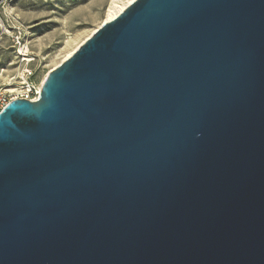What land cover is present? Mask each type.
Instances as JSON below:
<instances>
[{"label": "water", "instance_id": "1", "mask_svg": "<svg viewBox=\"0 0 264 264\" xmlns=\"http://www.w3.org/2000/svg\"><path fill=\"white\" fill-rule=\"evenodd\" d=\"M0 264H264V0H136L10 102Z\"/></svg>", "mask_w": 264, "mask_h": 264}, {"label": "rangeland", "instance_id": "2", "mask_svg": "<svg viewBox=\"0 0 264 264\" xmlns=\"http://www.w3.org/2000/svg\"><path fill=\"white\" fill-rule=\"evenodd\" d=\"M110 0H0V85L21 67L16 40L28 47L40 84L64 55L106 19Z\"/></svg>", "mask_w": 264, "mask_h": 264}, {"label": "built area", "instance_id": "3", "mask_svg": "<svg viewBox=\"0 0 264 264\" xmlns=\"http://www.w3.org/2000/svg\"><path fill=\"white\" fill-rule=\"evenodd\" d=\"M16 57L21 63V67L16 76L11 78L9 82L0 85V113L12 101L18 99L35 101L41 91V84L36 79V69L31 68L29 64L31 59L28 57V47L25 42L17 39Z\"/></svg>", "mask_w": 264, "mask_h": 264}, {"label": "bare ground", "instance_id": "4", "mask_svg": "<svg viewBox=\"0 0 264 264\" xmlns=\"http://www.w3.org/2000/svg\"><path fill=\"white\" fill-rule=\"evenodd\" d=\"M136 0H110L108 7H107V11H106V19L103 22L107 23L108 21L114 19L115 17H117L121 12H123V10L125 9L126 6H128L129 4H131L132 2H134ZM95 31V29L93 30V32ZM90 33L82 42H80L77 46H75L73 49H71L67 54H65L63 60L61 61V63L67 59L68 57L71 56V54L78 49V47L84 42L86 41L87 38H89L92 34ZM58 66V65H56ZM56 66L52 67L50 70L54 69ZM49 70V71H50ZM45 78H43L42 82L44 81ZM41 82V83H42Z\"/></svg>", "mask_w": 264, "mask_h": 264}]
</instances>
